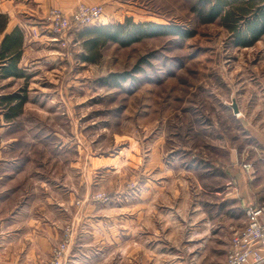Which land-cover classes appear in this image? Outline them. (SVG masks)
Here are the masks:
<instances>
[{"label":"rangeland","instance_id":"374dc122","mask_svg":"<svg viewBox=\"0 0 264 264\" xmlns=\"http://www.w3.org/2000/svg\"><path fill=\"white\" fill-rule=\"evenodd\" d=\"M130 1L150 11L141 21L178 25L193 36L108 43L97 62L81 61L76 30L67 35L68 47L33 43L25 61L38 62L28 80L0 79V95L26 88L29 99L12 122L0 105V174L32 196L30 208L45 206L46 195L52 219L64 207L63 232H75L70 211L85 207L88 264H223L245 209L264 204V135L257 133H264L263 121L229 118L264 113V35L253 46H237L220 19H201L198 10L214 0ZM124 72H131L127 80L110 77ZM183 146L210 162L188 171L181 156L174 167L172 152ZM12 158L14 174L3 162ZM218 160L224 170L212 164ZM215 178L233 182L216 189ZM234 178L243 182L239 193ZM221 208L233 218L213 219Z\"/></svg>","mask_w":264,"mask_h":264},{"label":"crops","instance_id":"0c3cea01","mask_svg":"<svg viewBox=\"0 0 264 264\" xmlns=\"http://www.w3.org/2000/svg\"><path fill=\"white\" fill-rule=\"evenodd\" d=\"M82 1L88 4H103L105 6L106 13L103 21L104 24L123 20L126 16L133 17L137 21L150 19V11L130 0H0V13L8 16V23L5 32H11L14 28L20 27L25 33V45L22 53L23 57L19 63V66H21L23 70L28 73L31 65H34L36 62H38L35 60L30 62H28V60L25 61L26 52L27 50L32 49L33 43H37V45H43L49 43L50 41H54L51 40L52 38H50L52 37V33L49 30V26H47L46 21V16L49 9L58 7L68 14L72 13L77 4ZM4 33L0 32V40ZM241 107L240 111L243 113ZM229 118L230 120L233 119L236 122L238 120L243 122L263 121L262 129H264V113L245 115L235 114L229 116ZM250 125V129L252 130L253 126L252 124ZM217 127L218 126L214 124V128ZM219 129V131H222L221 128ZM257 131L258 134L264 135L263 131L260 129H257ZM220 135L222 136L223 133L220 132ZM229 149L228 153L231 155L230 163L233 165L234 161L238 162L235 152L236 149L233 146L230 151ZM181 156H183V159L185 160V170L188 171H190L189 169L191 167L196 166L197 162L200 165L202 161L210 162L208 159H205V157L203 159L198 157L195 151L190 147L183 146L181 151L173 150L171 159V161H173L171 162V165H174L175 167V164L178 162ZM196 157L198 158L195 159ZM213 161L212 164H215L218 171L225 169V166L220 164L219 160L215 162ZM3 162L7 164L9 168L8 171H10L12 174L16 173V166L13 158L4 160ZM3 176L5 175L1 173L0 264H48L52 258L51 256L54 246L60 243L62 240V233L64 234L62 226L63 218L65 217L64 215H66V213H61V210L64 211L65 208H60L55 216V219H52L51 216L46 213V207L54 204L51 202V199L48 195L45 197V206L37 209H32V207L30 208V199L32 196H29V193L18 192V187H13L11 183H7ZM215 180L216 181H214L213 186L215 185L214 187L216 189H219V187H224L225 184L229 185L231 182H233H222L221 180H218V178H215ZM234 181L235 189L238 192L239 187L243 186V182H241L240 179H235ZM243 181L247 184L248 179L245 177ZM227 188L230 190L229 188L233 187L228 186ZM214 193L218 195L222 194L220 190L214 191ZM234 194L236 195V193ZM234 194H231L225 199L234 198ZM70 197L73 198V194H71ZM249 205L256 206L254 204ZM213 206L215 207L216 205ZM84 208V206H80L77 207L73 212L72 210L70 211V213L73 215V223L75 224L76 229L75 232L72 233L69 241L70 246L67 252L68 259L66 264H88L87 261L91 258L89 252H86L85 248L90 242L89 237L91 235H89V233L84 230L85 227H83ZM232 213L233 211L229 209L223 210L221 208L219 211L217 209L216 212L214 211V213H212V218H219V220L221 218L231 219L233 218ZM131 226L132 225H130L128 234L131 231ZM92 237L94 238L93 235ZM229 240L230 238L228 239V243Z\"/></svg>","mask_w":264,"mask_h":264},{"label":"trees","instance_id":"16d2710c","mask_svg":"<svg viewBox=\"0 0 264 264\" xmlns=\"http://www.w3.org/2000/svg\"><path fill=\"white\" fill-rule=\"evenodd\" d=\"M210 5V6H209ZM208 5L205 1L203 9L198 10L204 22L211 23L220 19L231 33L239 47L253 46L264 35V0H214ZM209 6V7H208ZM245 23V28L241 23ZM8 16L0 13V32L6 31ZM75 42H80L84 49L80 54L82 62H97L101 56L100 50L108 43L117 42L122 46L141 41L144 38H152L159 35H178L191 37L193 31L182 29L178 25H167L153 21L135 22L127 17L122 22L75 25ZM25 45V33L22 28L16 27L11 32H5L0 40V79L19 78L28 80L27 73L19 63L22 60ZM145 59H142L139 65ZM131 72L114 73L110 77L115 80H127ZM27 89L9 95H0V105L5 109V117L8 122L15 121L22 115L25 105L28 103Z\"/></svg>","mask_w":264,"mask_h":264},{"label":"built area","instance_id":"2783aa9c","mask_svg":"<svg viewBox=\"0 0 264 264\" xmlns=\"http://www.w3.org/2000/svg\"><path fill=\"white\" fill-rule=\"evenodd\" d=\"M106 9L102 4L82 3L76 12L67 14L58 7L49 9L46 16L47 26L53 34L52 40L68 47L67 35L75 25H98L105 18ZM252 162L244 164L251 171ZM245 224L235 228L228 243V255L224 264H264V204L249 205L245 213ZM70 230L66 229L59 244L54 246L52 258L48 264H66L70 246Z\"/></svg>","mask_w":264,"mask_h":264},{"label":"water","instance_id":"95a60500","mask_svg":"<svg viewBox=\"0 0 264 264\" xmlns=\"http://www.w3.org/2000/svg\"><path fill=\"white\" fill-rule=\"evenodd\" d=\"M232 105H233V108H234V112L237 113L239 111V107H238V105H236V102L234 100H233Z\"/></svg>","mask_w":264,"mask_h":264}]
</instances>
